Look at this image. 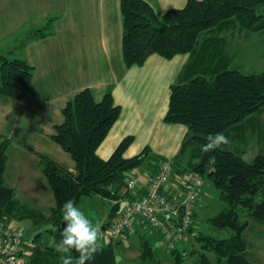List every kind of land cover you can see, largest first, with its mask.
I'll list each match as a JSON object with an SVG mask.
<instances>
[{
  "label": "trees",
  "instance_id": "16d2710c",
  "mask_svg": "<svg viewBox=\"0 0 264 264\" xmlns=\"http://www.w3.org/2000/svg\"><path fill=\"white\" fill-rule=\"evenodd\" d=\"M121 14L122 52L127 68L143 66L152 55L171 60L178 55L189 54L203 39H208L210 32L224 23L241 24L251 33L264 31V0H188L184 8L169 10L161 18L143 0H121ZM54 20L49 19L43 28L31 33L28 39L50 36ZM34 74L35 68L28 61L11 60L1 55L0 99L6 97L21 101L30 90ZM263 111L264 72L248 75L237 70H227L212 80L198 76L186 84L171 86L165 122L186 126L189 135L186 143L199 147L198 163L192 164L187 171H180L174 163L173 167L178 173L194 172L202 175L205 187L207 182L214 184L219 199L228 207L209 218L208 222L219 230L231 231V236L224 239L198 231V211L195 209V225L191 229L194 239L186 244L190 247L175 250L165 247L167 253L173 256L174 264H189L190 259L193 260L192 264H253L246 256L248 242L244 238L249 223L243 221L242 217L246 215L264 225V154L247 162L241 155L218 149L214 153L216 170L210 172L206 165L209 155L213 153H204L202 145L207 142L209 134L225 133ZM62 114L64 122L54 126L51 139L71 156L76 164V173L39 155L42 173L54 194L55 206L49 216L30 210L20 204L15 191L5 183L8 149L12 141L2 139L1 221L23 229L21 225L25 218L34 220L35 224L51 220L55 225L52 233L62 232V209L66 201L72 200L75 206L84 198L94 196L118 201L130 170L146 167L154 175L159 172L160 164L168 161L154 155L148 148L135 157L125 158V152L134 141L133 137L125 138L108 160H102L97 155V150L122 114L121 107L115 104L111 93L97 102L93 91L84 89L67 103ZM118 211L119 205L114 203L109 222L103 227L114 220ZM149 231L155 240L140 235V264H163L156 249V242L162 241L163 237L151 229ZM112 244L108 247H112ZM46 249L44 253L48 254ZM37 250V247L33 249L34 259L31 264L36 262ZM71 255L76 257L78 254L72 252ZM111 262L112 256L108 249L97 252L88 264Z\"/></svg>",
  "mask_w": 264,
  "mask_h": 264
},
{
  "label": "crops",
  "instance_id": "0c3cea01",
  "mask_svg": "<svg viewBox=\"0 0 264 264\" xmlns=\"http://www.w3.org/2000/svg\"><path fill=\"white\" fill-rule=\"evenodd\" d=\"M143 1L158 18L169 10L184 8L188 2ZM51 18L55 20L50 36L28 39ZM23 32L27 33L24 37ZM253 35L264 37V31L251 33L241 24L224 23L189 54L171 60L152 55L143 66L127 68L122 52L121 0H0V38L13 39L8 46L0 42V56L26 60L35 68L30 90L21 101L0 99V142L4 138L12 141L5 173L7 187L15 191L21 205L41 213L47 208L51 211L54 194L42 173L39 155L76 173L71 156L51 136L54 126L64 122L62 110L67 103L87 88L93 91L97 102L111 93L122 109L119 121L97 150L102 160H108L125 138L133 137L125 158L135 157L148 148L154 155L174 163L180 171H187L199 162V147L186 143L189 139L186 126L165 122L171 86L186 84L198 76L212 80L227 70L248 75L262 73L250 72L264 64V39L253 42ZM19 37L26 44L23 56L17 55ZM240 41L258 45L255 50L242 52V57ZM257 117L223 134L229 141L232 138V142L238 138H262L264 132ZM230 152L242 157L245 154ZM146 169V176L140 175L135 181L145 183L151 174ZM109 219L110 214L101 225L102 235ZM131 231L134 237L145 235L155 240L152 232L137 220L128 235ZM119 241L122 243L123 239Z\"/></svg>",
  "mask_w": 264,
  "mask_h": 264
},
{
  "label": "built area",
  "instance_id": "2783aa9c",
  "mask_svg": "<svg viewBox=\"0 0 264 264\" xmlns=\"http://www.w3.org/2000/svg\"><path fill=\"white\" fill-rule=\"evenodd\" d=\"M204 187L202 175L178 173L169 161L162 162L159 172L150 174L145 183L128 179L121 198L114 201L119 205L117 216L104 228L105 243L125 239L137 220L159 233L170 250L189 244L194 239V213ZM32 253L24 229L0 220V264H26Z\"/></svg>",
  "mask_w": 264,
  "mask_h": 264
},
{
  "label": "rangeland",
  "instance_id": "374dc122",
  "mask_svg": "<svg viewBox=\"0 0 264 264\" xmlns=\"http://www.w3.org/2000/svg\"><path fill=\"white\" fill-rule=\"evenodd\" d=\"M26 35L27 33H22L23 37ZM240 35L241 39H243L245 36L244 33ZM17 39H19L17 41L16 46V48L19 49L17 51V55L23 56V46L26 45L23 41L24 38L22 40L20 37ZM260 39H264V37L262 35H253L252 37L253 42H257ZM0 42L2 46H8L13 44V39L0 38ZM240 44L241 51L239 54L242 57L244 56L242 52L255 50L258 45V43H254L252 45L250 41H243ZM253 71L255 73H259L261 71L264 72V64L261 67L256 68L250 72ZM255 116H258L257 120L260 123L262 131L264 132V111L261 116L259 114H256ZM28 139H30L29 141L31 142V138ZM233 141L234 142H232V138H230V143L228 145H223L222 149L226 151H240L241 153L244 151L245 154L243 158L248 162H252L258 155L264 154L263 135L262 138H247L246 140L238 138ZM12 157L13 153L11 154V159ZM147 172L148 170L146 169V167L136 168L130 170L127 173V178L136 180V178L140 175L146 176ZM197 204L198 205L196 206V209L198 213L196 218V228L198 229V231L214 236L218 239H224L231 236L230 230H219L213 227L208 222L209 218L216 216L218 213L222 212L228 207L224 202L219 199L218 190L214 187V184L212 182H207L204 194L199 203ZM113 205V202L111 203L106 199L94 196L90 198H84L77 207L85 213V215L93 222L94 225H99L101 229V225L108 218V215L112 211ZM54 206L55 200H53L51 207ZM26 208L34 210V208L30 206H26ZM44 212L50 214V208L45 209ZM49 214L47 216H49ZM242 220L248 221L249 223V227L244 233V238L246 239L249 245V248L246 252V256L253 264H264V225L256 222L255 220L250 219L246 215H243ZM21 226L26 232V239L31 241L30 244L32 250L35 247L38 248L35 258V264H61L59 259L60 254L55 251L54 245L62 239V232L58 231L56 234L52 233V231L55 229L53 221L42 220V222L35 224L34 220H29L25 218ZM134 235V232L131 231L129 235L125 239H123L122 243H119L121 242L119 240H114L112 242L113 244L111 243L112 247H108L111 244L107 246L104 239L102 238V240L100 241L102 249L101 251H107L108 249L110 250L112 256L111 264H140V261L138 259V256L140 254V242L139 238L137 236L134 237ZM35 239H37V241L34 242ZM156 245L158 257L160 256L162 258L163 264H174L173 256L167 253L164 243L162 241H157ZM178 247L180 249L184 247L189 248L190 245L183 246L182 244H180L178 245ZM44 248H47L46 250L49 251L48 254L44 253ZM50 250L52 251L50 252ZM33 257L34 251L32 253V256L26 259V264H31ZM192 262L193 260L190 259L189 264H192Z\"/></svg>",
  "mask_w": 264,
  "mask_h": 264
},
{
  "label": "clouds",
  "instance_id": "9594fccd",
  "mask_svg": "<svg viewBox=\"0 0 264 264\" xmlns=\"http://www.w3.org/2000/svg\"><path fill=\"white\" fill-rule=\"evenodd\" d=\"M206 140L207 142L202 145V151L213 153L209 155L206 167L210 172H214L216 170L214 153L223 145H228L230 141L222 132L209 134ZM62 211V219L66 226L63 227L62 239L54 245L55 251L60 254V262L61 264H88L94 259L97 252L102 250L100 226L94 225L72 200L64 203ZM72 252L78 255L73 257Z\"/></svg>",
  "mask_w": 264,
  "mask_h": 264
},
{
  "label": "water",
  "instance_id": "95a60500",
  "mask_svg": "<svg viewBox=\"0 0 264 264\" xmlns=\"http://www.w3.org/2000/svg\"><path fill=\"white\" fill-rule=\"evenodd\" d=\"M66 225H64V223L62 224V229H63V227H65ZM104 230V229H103Z\"/></svg>",
  "mask_w": 264,
  "mask_h": 264
}]
</instances>
